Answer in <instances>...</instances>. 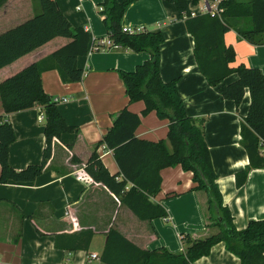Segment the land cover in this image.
<instances>
[{
  "label": "crops",
  "instance_id": "crops-1",
  "mask_svg": "<svg viewBox=\"0 0 264 264\" xmlns=\"http://www.w3.org/2000/svg\"><path fill=\"white\" fill-rule=\"evenodd\" d=\"M55 1L74 28L82 27L91 36L89 53L77 61L84 71L81 82L65 84L51 67L41 76L46 94L53 99L68 100L59 103L58 109L66 123L78 131L54 139L52 157L35 181L0 183V264H103L100 257L111 229L144 250L164 248L173 254L185 252L182 238L186 236L198 240L217 233V229L208 227L206 193L193 190V174L181 166L162 170L161 191L152 202L165 208L168 219L153 221L139 220L120 198L86 172L85 166L96 146L124 109L141 117L135 132L140 140H166L169 121L159 118L156 112L143 115L145 102L130 103L120 77V72H134L150 60L151 54L121 46L97 48V42L109 39L99 7L104 0ZM222 1H190L189 9L195 17L215 10ZM40 12L36 0H9L0 9V34ZM248 22L234 20L233 24L241 28ZM121 25L123 29L138 30L136 33L163 34L162 80H177L187 115L202 128L224 204L230 209L236 228L244 230L249 222L264 220V169L251 170L246 185L241 188L236 185V174L249 165L241 145V121L248 115L250 93L246 92L237 107L233 101L224 99L218 88L208 84L196 63L194 39L174 4L140 0L128 7ZM224 40L236 53L231 68L244 65L259 69L264 75V45L250 44L235 30L227 32ZM68 42L62 38L53 40L1 70L0 83ZM237 80L238 75L232 74L224 82L231 84ZM41 113L43 104L38 102L32 109L6 115L0 95V125L10 123L16 134L9 150V164L16 171L42 163L46 137L45 122L39 121ZM97 153L112 175L120 172L111 150L101 146ZM87 231L93 233L88 250L82 247L72 252L56 247V237ZM93 254L99 259L92 260ZM193 264H240V261L220 243Z\"/></svg>",
  "mask_w": 264,
  "mask_h": 264
},
{
  "label": "trees",
  "instance_id": "trees-1",
  "mask_svg": "<svg viewBox=\"0 0 264 264\" xmlns=\"http://www.w3.org/2000/svg\"><path fill=\"white\" fill-rule=\"evenodd\" d=\"M9 0H0V9ZM41 12L29 20L0 34V71L9 67L58 38L69 42L38 62H34L17 74L0 83V95L6 115L32 109L36 103L43 104L45 115L46 148L40 165H31L22 171L9 164L10 146L16 134L10 123L0 125V183H29L35 181L52 157L53 141L63 134L77 132L60 114L58 104L43 89L41 76L49 67L58 71L63 83H79L84 71L78 67V59L90 51L91 36L84 28H74L55 0H36ZM140 0H104L100 14L112 46H121L140 53L148 51L150 60L134 72H120L130 103L144 101L143 115L156 112L158 117L169 121L166 140L149 142L140 140L135 132L141 117L127 109L121 111L112 128L96 146L86 172L96 183L107 187L120 198L139 220L168 219L161 204L152 202L161 191L164 169L181 166L193 174L194 191H203L207 196L208 227L217 229L204 239L182 238L186 250L180 254L167 249L144 250L115 229L107 234V241L100 257L103 264H193L208 256L212 248L224 243L240 264H264V220L251 221L244 230H238L230 209L218 185V177L204 132L196 121L187 115L180 96L177 80L164 82L160 74V51L164 43L162 33H126L121 25L126 10ZM174 4L184 18L188 32L194 39V56L200 73L208 84L216 87L221 96L233 101L237 107L246 92L251 103L248 115L241 121V145L245 149L249 165L236 174V185H246L251 170L264 169V75L259 69L244 65L231 68L236 60L232 47L225 44L224 36L235 30L239 37L250 44L264 45V0H224L219 7L220 17L204 14L193 17L189 2L198 0H163ZM234 20L249 21L238 28ZM97 48L98 45H97ZM100 49V48H99ZM232 74L238 80L226 84ZM105 146L113 152L120 172L112 175L102 163L97 149ZM93 238L91 231L79 235L56 237L58 249L76 252L88 250ZM84 243V244H82Z\"/></svg>",
  "mask_w": 264,
  "mask_h": 264
},
{
  "label": "built area",
  "instance_id": "built-area-1",
  "mask_svg": "<svg viewBox=\"0 0 264 264\" xmlns=\"http://www.w3.org/2000/svg\"><path fill=\"white\" fill-rule=\"evenodd\" d=\"M205 12H206L205 14H210L211 17H216V16L217 17H220V15L223 13V10L220 7H218L215 10L205 11ZM123 31L126 32V33L133 34V33H136L138 30L135 31L133 29H127V28H125V29H123ZM97 45H98L99 48H101V49L103 48L104 49L106 47H111L112 46V42L109 39H107V40H101V41L97 42ZM54 102L57 103V104H59L61 102L67 103L68 100L67 99L55 98L54 99ZM39 121L40 122H45V115H44V113H41V115L39 116ZM90 258L92 260H98L99 259L96 254L91 255Z\"/></svg>",
  "mask_w": 264,
  "mask_h": 264
},
{
  "label": "rangeland",
  "instance_id": "rangeland-1",
  "mask_svg": "<svg viewBox=\"0 0 264 264\" xmlns=\"http://www.w3.org/2000/svg\"><path fill=\"white\" fill-rule=\"evenodd\" d=\"M37 2V1H36ZM208 218H209V215L207 214ZM218 231V230H217Z\"/></svg>",
  "mask_w": 264,
  "mask_h": 264
}]
</instances>
